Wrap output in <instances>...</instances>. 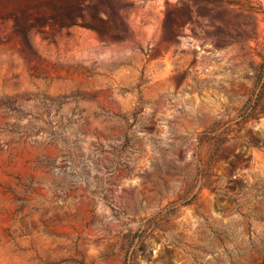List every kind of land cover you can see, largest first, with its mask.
<instances>
[{
    "label": "rangeland",
    "instance_id": "1",
    "mask_svg": "<svg viewBox=\"0 0 264 264\" xmlns=\"http://www.w3.org/2000/svg\"><path fill=\"white\" fill-rule=\"evenodd\" d=\"M0 264H264V0H0Z\"/></svg>",
    "mask_w": 264,
    "mask_h": 264
},
{
    "label": "trees",
    "instance_id": "2",
    "mask_svg": "<svg viewBox=\"0 0 264 264\" xmlns=\"http://www.w3.org/2000/svg\"><path fill=\"white\" fill-rule=\"evenodd\" d=\"M250 101H251V99L249 100V102H250ZM248 106L250 107L249 109L251 110V107H252L253 105L250 104V105H248ZM250 113H251V111H250Z\"/></svg>",
    "mask_w": 264,
    "mask_h": 264
}]
</instances>
